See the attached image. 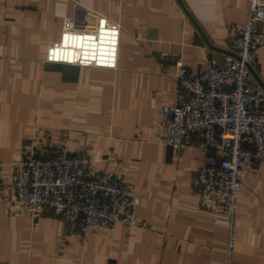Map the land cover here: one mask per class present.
<instances>
[{
	"label": "crops",
	"instance_id": "0c3cea01",
	"mask_svg": "<svg viewBox=\"0 0 264 264\" xmlns=\"http://www.w3.org/2000/svg\"><path fill=\"white\" fill-rule=\"evenodd\" d=\"M246 12V0L0 1V264H264V161L244 167L228 253L226 215L191 189L198 141L177 151L159 143L155 118L181 95L178 57L192 72L221 63ZM89 35L113 49L95 66L74 64ZM257 54L264 89V46ZM60 136L69 152L87 137L88 173L114 170L136 187L141 227L82 238L12 206L11 165L27 141Z\"/></svg>",
	"mask_w": 264,
	"mask_h": 264
},
{
	"label": "built area",
	"instance_id": "2783aa9c",
	"mask_svg": "<svg viewBox=\"0 0 264 264\" xmlns=\"http://www.w3.org/2000/svg\"><path fill=\"white\" fill-rule=\"evenodd\" d=\"M246 2L244 21L230 33L233 56L221 63L207 61L197 72L184 67L179 56L174 78L181 95L173 107L155 111L159 143L177 151L192 138L198 141L204 157L191 189L226 215L228 253L235 244V205L244 167L250 161H264V89L253 74L258 49L264 46V33L257 30L264 21V0ZM108 49L113 45L82 36L73 63L95 66L99 57H108ZM87 145L85 137L81 147L69 152L63 136L27 141L11 165L12 206L31 220L54 216L66 233L82 238L117 225L141 227L134 214L139 203L136 187L125 184L114 170L88 173L93 158ZM5 167L0 163V189Z\"/></svg>",
	"mask_w": 264,
	"mask_h": 264
},
{
	"label": "water",
	"instance_id": "95a60500",
	"mask_svg": "<svg viewBox=\"0 0 264 264\" xmlns=\"http://www.w3.org/2000/svg\"><path fill=\"white\" fill-rule=\"evenodd\" d=\"M231 56H233V55H231Z\"/></svg>",
	"mask_w": 264,
	"mask_h": 264
}]
</instances>
